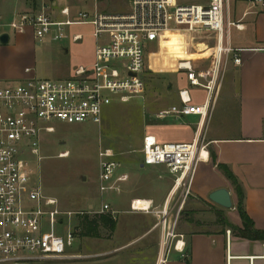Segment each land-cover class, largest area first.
Listing matches in <instances>:
<instances>
[{
  "label": "built area",
  "instance_id": "1",
  "mask_svg": "<svg viewBox=\"0 0 264 264\" xmlns=\"http://www.w3.org/2000/svg\"><path fill=\"white\" fill-rule=\"evenodd\" d=\"M257 1L264 10V1ZM129 2V12L116 15L101 13L95 7L92 13L80 12L72 18L70 8L65 7L60 11L65 18L62 21L56 20L49 7L44 6L40 13L20 15L9 25L14 33L33 29L38 43L48 36L63 41L67 39V28L91 25L97 45L92 67L79 68L69 79H29L17 85H0V264H81L84 257L71 252L77 227L74 231L69 229L66 236L59 235L57 229L72 220L77 226L86 214H116L105 202V196L121 193V184L129 177L118 175L121 165L108 149L99 152V207L90 206L86 213L64 212L56 199L43 192L30 160L40 162V141L55 133L56 123L100 126L105 108L141 96L146 89V51L153 44L161 50V45L169 40L168 34H215L219 64L235 52L224 39L226 27L239 28L226 22L228 0L187 4L180 0ZM80 38L76 36L73 41ZM234 64H241L239 57H234ZM176 69L185 72L191 87L207 92L206 101L193 104L189 91L182 90L180 104L160 112L158 118L196 117L199 129L211 114L218 69L197 71L189 61H179ZM200 138L198 135L191 143L160 144L154 137L145 136L141 149L143 164L165 167L174 177L175 187L191 183L204 148ZM68 156L69 153L62 154L61 158ZM130 208L131 212L158 218L156 228L160 229L161 238L154 264H166L172 251L184 255V236L177 232L179 215L172 218L167 208L159 211L148 200L132 201Z\"/></svg>",
  "mask_w": 264,
  "mask_h": 264
},
{
  "label": "crops",
  "instance_id": "2",
  "mask_svg": "<svg viewBox=\"0 0 264 264\" xmlns=\"http://www.w3.org/2000/svg\"><path fill=\"white\" fill-rule=\"evenodd\" d=\"M228 1L226 22L234 23L239 28L226 27L224 39L235 52L228 59H223L221 64L216 60V35L212 33L196 36L173 33L168 35L169 40L161 45V50L154 44L156 53H160L159 63L163 71L173 70L180 74L176 69L179 61H189L193 65L203 59L211 63L209 72L220 67L228 70V78L217 89L210 117L203 127L198 129L199 119L196 117H171V125L160 126L161 129H149L144 135L154 137L160 144L191 143L198 135L201 137L204 148L201 149L202 156L191 183L187 181L182 187H175L174 177L165 167L145 166L142 158L137 167L121 165L118 172V175L129 177L127 182L121 184V192L130 198V203L135 200H148L152 201L159 211L167 208L172 218L179 215L177 232L184 236L186 251L184 255L172 251L166 264H264V242L241 238L228 226L231 224L241 229L242 221L236 209L238 198L234 186L218 168L223 165L231 171L244 193L246 213L253 221L255 229L264 232V10L257 0ZM44 6H48L50 14L59 21L65 18L57 9L60 8L61 11L65 7L70 8L72 18L78 14V8H81L79 13H92L97 7L101 13L116 15L104 12L102 0H0V37L4 34L9 37L7 44L0 42L6 46L0 48L1 54L3 51L9 53L10 50H17L16 60H24L28 57L25 53L28 45L41 46L45 39L48 38V43L53 39L48 36L38 43L33 29L27 28L23 33H14L9 28L20 15H35L40 13ZM79 26H89L93 40L81 47L82 52L66 53L71 67L67 68L65 73L69 74L73 70L70 78L79 68H91L94 63L97 45L93 35L94 28L91 25L72 28ZM69 28L66 30L67 39H71L70 45L76 47L78 41L74 42L73 38L80 36L82 40L84 34L76 33L70 38ZM8 53L3 58L0 81L6 83L10 79H20L17 82L36 79L29 67H25L22 73H13L6 64ZM171 53L191 54L179 56L170 62ZM234 57L240 58L239 66L234 64ZM49 74L54 75L56 72L52 69ZM178 87L175 106L180 104L179 92L186 89L193 104L205 103L207 92L202 89L203 98H199V91L190 86L185 75L178 82ZM225 92L228 101L225 118L229 119L225 120L224 127L213 129L212 113L214 108L216 111ZM167 139L170 141H166ZM145 167L151 168L150 175L141 172ZM219 189H227L230 192L234 206L232 210L223 209L210 201V194ZM189 201L217 207V214L226 217L223 220L218 216L220 224L218 221L197 222L192 219L193 213L190 212L184 213L182 217ZM145 234L148 235L149 231Z\"/></svg>",
  "mask_w": 264,
  "mask_h": 264
},
{
  "label": "rangeland",
  "instance_id": "3",
  "mask_svg": "<svg viewBox=\"0 0 264 264\" xmlns=\"http://www.w3.org/2000/svg\"><path fill=\"white\" fill-rule=\"evenodd\" d=\"M129 1L102 0L104 12L126 14L130 9ZM204 1L180 0L184 4L202 3ZM61 4L65 3L61 2ZM78 9L76 12L79 13L81 8ZM57 10L60 12V8ZM89 32V26L69 28L68 35L70 38L76 33L84 34L83 39L76 43V47L70 45L71 39H67V41L51 39L48 43L47 38L41 46L30 44L25 50L28 57L24 60H16L17 50H10L9 53L3 51L2 54L0 53V69L3 68V58L8 53L6 64L9 65L13 73H22L25 67H29L33 70L37 80L60 81L69 79L73 70L70 71L71 74L65 73L67 68L71 67L66 53L82 52L81 47L93 40ZM94 42H96L95 39ZM154 46V44L151 45L146 51L147 56H149L146 59L144 72L146 89L141 96L128 103L114 102L105 108L103 122L100 126L92 123L74 126L56 123L54 125L55 133L42 137L38 146L39 157L42 159L40 162L37 159L30 161L35 169L36 178L40 179L42 183L43 192L46 196L58 201L61 211L86 213L90 206L99 207L98 175L99 152L101 150H111L115 155L114 160L122 166L137 167L141 163V149L145 133L149 129L156 127L161 129L160 126L172 124L171 117L165 120L157 117L160 112L175 106L179 88L178 82L185 75V72L178 74L173 70L163 71L159 63L160 53H156L157 50ZM5 47L0 43V48ZM189 54L191 53H171L170 62L179 56ZM206 61L203 59L193 65L197 71L209 72L211 63ZM224 68L220 67L215 74L217 89L228 78V70ZM52 69L56 74H49ZM18 80L20 79H10L6 83L0 81V85L6 86L10 82H16L14 85H17ZM197 91H199V98H203V90L197 88ZM226 97L227 93L225 92L220 98L216 111L214 108L215 112L212 113L213 129L224 127L225 120L229 119L228 117L225 118L228 103ZM166 141H170V139ZM66 153H69V156L61 158V155ZM150 170L151 168L145 167L141 172L150 175ZM104 200L116 213L115 216L104 215L113 217L117 223L116 229L112 232L100 225L96 235L84 236L83 223L86 220L96 221L101 216L84 215L79 219L80 229L76 231L71 252L84 257L80 261L81 264H154L161 238V231L156 228L158 218L154 215L131 212L130 198L122 192L110 193L105 196ZM217 209V207L205 203H190L189 201L182 212V217L184 213L190 212L193 213L192 219L197 222L215 223L218 221L219 223ZM225 217L222 218L225 219ZM183 219L181 218V220ZM77 226L75 220L70 223L66 221L63 228L57 229V233L66 236L69 229L74 231ZM146 230L149 231L148 235L145 234Z\"/></svg>",
  "mask_w": 264,
  "mask_h": 264
},
{
  "label": "trees",
  "instance_id": "4",
  "mask_svg": "<svg viewBox=\"0 0 264 264\" xmlns=\"http://www.w3.org/2000/svg\"><path fill=\"white\" fill-rule=\"evenodd\" d=\"M218 168L227 177V179L230 180V182L234 186L235 193H236V196L238 198V203H237L236 209H237V213H238V215L242 221V228L241 229L227 223L228 226H230V228H232L237 233V235L240 236L241 238L253 240V241H263L264 242V232L257 231L255 229V225H254L253 221L250 219V217L248 216V214L246 213V211L244 209V193L242 191L241 186L238 184L236 178L233 176V174L231 173V171L227 167H225L223 165H219ZM221 219H223L222 216H221ZM100 225H103L105 228H107L113 232L116 229L117 223L111 215H108V216L101 215L99 219H96V221L95 220H92V221L86 220L83 223V230L85 231L84 236L96 235ZM79 229H80V222L78 221V226H77L76 230L78 231Z\"/></svg>",
  "mask_w": 264,
  "mask_h": 264
},
{
  "label": "water",
  "instance_id": "5",
  "mask_svg": "<svg viewBox=\"0 0 264 264\" xmlns=\"http://www.w3.org/2000/svg\"><path fill=\"white\" fill-rule=\"evenodd\" d=\"M9 41L8 35L4 34L0 37L2 44H7ZM209 199L215 205H218L226 210L233 209V201L230 192L227 189H219L210 194Z\"/></svg>",
  "mask_w": 264,
  "mask_h": 264
}]
</instances>
